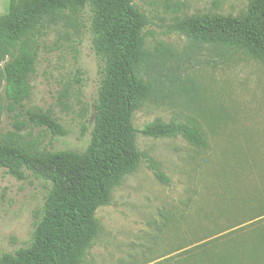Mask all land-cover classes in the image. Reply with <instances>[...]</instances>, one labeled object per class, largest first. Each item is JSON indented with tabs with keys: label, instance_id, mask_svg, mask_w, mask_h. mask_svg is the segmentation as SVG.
I'll return each instance as SVG.
<instances>
[{
	"label": "rangeland",
	"instance_id": "rangeland-1",
	"mask_svg": "<svg viewBox=\"0 0 264 264\" xmlns=\"http://www.w3.org/2000/svg\"><path fill=\"white\" fill-rule=\"evenodd\" d=\"M133 2L151 21L146 47L163 50L167 71L194 89L136 112L135 144L146 158L97 211L99 235L82 264H264V64L223 57L172 29L191 15L237 16L249 0ZM8 6L9 0L1 15ZM89 16L64 12L42 37L27 108L49 113L67 135L23 133L41 150L83 152L90 144L102 63ZM156 120L196 121L207 148L141 132ZM9 122L4 118L0 135L12 130ZM148 159L168 183L156 178ZM48 190L30 172L18 180L0 169V256L30 244Z\"/></svg>",
	"mask_w": 264,
	"mask_h": 264
},
{
	"label": "trees",
	"instance_id": "trees-1",
	"mask_svg": "<svg viewBox=\"0 0 264 264\" xmlns=\"http://www.w3.org/2000/svg\"><path fill=\"white\" fill-rule=\"evenodd\" d=\"M86 11L93 50L102 63L91 141L83 152L41 150L36 142H24L23 133L41 128L66 136L67 131L49 113L27 108L40 43L62 13ZM150 24L133 0H10L8 13L0 16V127L6 118L12 130L0 135V169L18 180L30 172L49 190L30 244L3 254L0 264H82L99 235L97 211L146 158L135 144L136 112L194 89L167 71L159 55L163 50L152 53L146 47ZM172 29L193 44L220 50L223 57L242 55L264 64V0H249L237 16H187ZM141 132L154 138L182 136L193 147L207 148L194 120H156ZM148 161L156 178L168 183L158 163Z\"/></svg>",
	"mask_w": 264,
	"mask_h": 264
},
{
	"label": "crops",
	"instance_id": "crops-1",
	"mask_svg": "<svg viewBox=\"0 0 264 264\" xmlns=\"http://www.w3.org/2000/svg\"><path fill=\"white\" fill-rule=\"evenodd\" d=\"M6 5H7V0H0V15L3 14V12H5V9L7 8ZM9 5H10V0H9ZM7 11H9V6H8ZM1 16H3V15H1Z\"/></svg>",
	"mask_w": 264,
	"mask_h": 264
}]
</instances>
